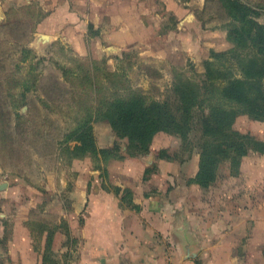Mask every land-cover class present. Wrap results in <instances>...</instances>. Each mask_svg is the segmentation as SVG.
Listing matches in <instances>:
<instances>
[{"label": "rangeland", "instance_id": "rangeland-1", "mask_svg": "<svg viewBox=\"0 0 264 264\" xmlns=\"http://www.w3.org/2000/svg\"><path fill=\"white\" fill-rule=\"evenodd\" d=\"M243 1L254 7L253 15L264 23V0ZM82 2L69 3L71 10L79 12L77 19L45 22L51 9L67 2L0 0V185L7 184L0 190V228L7 226L5 238L0 237V264L7 261L10 251L15 255L18 250L11 240L15 221L22 219L30 220L33 247L42 251L45 246L48 255L61 251L54 244L55 234L59 230L65 237L68 219L77 218L73 193L81 189L83 180L73 164L71 150L76 141L68 139L87 114L92 115L97 145L123 148L127 138L118 137L110 122L97 113L105 110L108 102L138 94L148 102L169 98L177 78L202 81L209 59L223 67L233 66L236 74H241L237 57L213 58V53L235 46L227 28L240 24L227 13L226 0H180L171 5L166 0H151L147 7L153 15L147 17H140L134 3L124 0L121 8H116L122 14L117 20L99 18L97 5L92 8L89 2ZM87 8L89 21L81 16L83 11L88 13ZM235 125L264 139V120L242 114ZM196 135L197 129L193 137ZM193 153L182 150L178 135L160 132L148 155L185 159L193 173ZM248 155L249 175L242 182L251 190L249 202L259 204L260 220H253L256 226L246 224L251 240L233 245L240 258L232 260L234 264H264V152ZM95 157L100 164L107 159L101 154ZM232 166L230 162L221 165L216 186L211 192L204 189V204L215 207L225 202V182ZM186 181L182 178L181 183ZM169 191L170 196L175 193ZM123 195L126 200L131 198L127 189ZM46 229L48 234H44ZM43 235L49 242L43 243ZM71 239L69 235L62 242L76 252V241L72 244ZM220 243L209 246L207 262L227 261L230 246Z\"/></svg>", "mask_w": 264, "mask_h": 264}, {"label": "crops", "instance_id": "crops-1", "mask_svg": "<svg viewBox=\"0 0 264 264\" xmlns=\"http://www.w3.org/2000/svg\"><path fill=\"white\" fill-rule=\"evenodd\" d=\"M123 1L71 0L75 4L89 2V7L92 8L97 5L98 14L102 15H98L99 18L107 16L116 20L122 18L116 8L120 9ZM129 1L134 3L140 17H147L148 13L153 15V10H148L147 7L151 0ZM166 1L167 5H171L173 1L175 4L176 1L180 2ZM64 2H67L66 5L61 3L51 9L44 21L60 22L67 17L77 19L79 12L70 9V0ZM191 3L190 1L188 4L192 5ZM85 13L83 11L81 16L85 15L89 21L90 13ZM98 147L109 146L98 144ZM123 148L125 150L126 145ZM122 153L102 159L101 164L94 155L73 158L79 178L83 179L81 189L78 190V187L73 193L77 199L73 210L78 215L75 219H68L69 229L65 230V237L63 232L56 231L54 244L62 248L57 255L55 252H49L48 255L45 246L42 251L33 247L34 241L28 225L30 220L27 218L15 221V234L11 242L17 244L18 250L15 255L10 251L7 261L1 264H215L206 259L209 246L217 241L230 246L225 257L227 261L222 264H234L232 259L240 258L234 252L233 245L243 240L250 241L247 229L249 223L252 225L253 220H260V214L257 213L259 204L249 202L251 190L242 182L249 175L246 172L249 155L242 158L237 173H233L229 167V177L225 182V202L212 207L213 205L208 202L204 204L201 200L204 198L205 188L194 181L199 171V153H193L196 161L193 173H189L185 159L170 156L155 158L153 155L149 156V153L140 156H131L125 151ZM146 155L149 157H145ZM89 163L91 165L87 167ZM219 175L220 173L209 187L210 192L216 186ZM182 178L187 180L186 184L181 183ZM171 183L174 187H171ZM126 189L131 194V198L127 200L123 195ZM169 189L171 192L175 191L172 196ZM0 230V237L5 238L7 226ZM44 232L48 234L49 230ZM69 235L72 244L76 241V252L68 250V243L64 246L62 242ZM42 239L44 243L48 236L43 235ZM212 253L214 254V250ZM47 258L50 259L48 263ZM220 258L218 254V259Z\"/></svg>", "mask_w": 264, "mask_h": 264}, {"label": "trees", "instance_id": "trees-1", "mask_svg": "<svg viewBox=\"0 0 264 264\" xmlns=\"http://www.w3.org/2000/svg\"><path fill=\"white\" fill-rule=\"evenodd\" d=\"M226 5L230 17L240 23L227 28L235 46L213 53V58L229 54L237 57L241 74L238 76L233 66L223 67L209 59L202 81L177 78L169 98L148 102L138 94L110 101L97 113L110 122L118 137L127 138L126 149L117 144L113 150L99 148L92 115L87 114L68 139L76 141L71 150L73 158L97 154L108 158L122 151L131 156L147 154L155 135L168 132L181 138L183 151L198 150L199 171L194 181L209 188L223 163L230 162L234 165L232 172L237 173L244 156L264 152V139L244 133L235 125L242 114L264 120V23L256 19L254 7L248 2L226 0Z\"/></svg>", "mask_w": 264, "mask_h": 264}, {"label": "water", "instance_id": "water-1", "mask_svg": "<svg viewBox=\"0 0 264 264\" xmlns=\"http://www.w3.org/2000/svg\"><path fill=\"white\" fill-rule=\"evenodd\" d=\"M44 37H47V36H44ZM6 185H7L6 183L1 184V185H0V189H4V188L6 187Z\"/></svg>", "mask_w": 264, "mask_h": 264}]
</instances>
